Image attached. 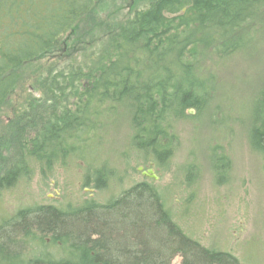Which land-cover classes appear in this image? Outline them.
<instances>
[{
	"label": "trees",
	"instance_id": "16d2710c",
	"mask_svg": "<svg viewBox=\"0 0 264 264\" xmlns=\"http://www.w3.org/2000/svg\"><path fill=\"white\" fill-rule=\"evenodd\" d=\"M101 2L0 0V112L23 70L49 56L40 95L0 130V196L58 164L93 163L116 120L126 122L134 152L166 165L177 123L192 118L187 109L201 111L213 71L264 24V0H154L120 23L99 20ZM255 114L249 140L264 157V101ZM97 169L100 188L110 171ZM176 254L181 264H242L187 235L152 179L104 203L0 215V264H169Z\"/></svg>",
	"mask_w": 264,
	"mask_h": 264
},
{
	"label": "rangeland",
	"instance_id": "374dc122",
	"mask_svg": "<svg viewBox=\"0 0 264 264\" xmlns=\"http://www.w3.org/2000/svg\"><path fill=\"white\" fill-rule=\"evenodd\" d=\"M153 1L106 0L96 13L100 21L120 23ZM47 57L23 70L10 104L0 112V130L27 98L40 95L37 85L46 74ZM208 88L201 111L187 109L192 118L177 123L178 140L166 165L134 152L126 122L116 120L94 151L93 163L76 158L58 164L44 180L38 173L20 179L2 192L0 215L33 204L65 207L87 198L104 203L146 178L138 167L152 168L166 208L187 235L231 253L242 264H264V157L249 140L256 109L264 101V24L213 71ZM93 167L110 171L100 188L94 187ZM169 264H181V257L176 254Z\"/></svg>",
	"mask_w": 264,
	"mask_h": 264
},
{
	"label": "water",
	"instance_id": "95a60500",
	"mask_svg": "<svg viewBox=\"0 0 264 264\" xmlns=\"http://www.w3.org/2000/svg\"><path fill=\"white\" fill-rule=\"evenodd\" d=\"M188 113H193V109H188ZM142 167H138V170L141 171L142 175L146 178L157 180V175L154 173L153 169L149 168L146 171L141 170Z\"/></svg>",
	"mask_w": 264,
	"mask_h": 264
},
{
	"label": "bare ground",
	"instance_id": "6f19581e",
	"mask_svg": "<svg viewBox=\"0 0 264 264\" xmlns=\"http://www.w3.org/2000/svg\"><path fill=\"white\" fill-rule=\"evenodd\" d=\"M152 169V168H151Z\"/></svg>",
	"mask_w": 264,
	"mask_h": 264
},
{
	"label": "flooded vegetation",
	"instance_id": "af4514ba",
	"mask_svg": "<svg viewBox=\"0 0 264 264\" xmlns=\"http://www.w3.org/2000/svg\"><path fill=\"white\" fill-rule=\"evenodd\" d=\"M149 169V168H148Z\"/></svg>",
	"mask_w": 264,
	"mask_h": 264
}]
</instances>
